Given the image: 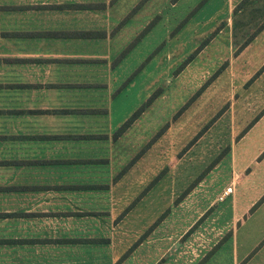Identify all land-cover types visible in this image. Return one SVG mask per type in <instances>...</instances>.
Masks as SVG:
<instances>
[{"label": "crops", "instance_id": "0c3cea01", "mask_svg": "<svg viewBox=\"0 0 264 264\" xmlns=\"http://www.w3.org/2000/svg\"><path fill=\"white\" fill-rule=\"evenodd\" d=\"M142 1L0 0V264H223L225 232V264H238L264 237V143L251 154L239 145L260 119L231 143L227 185L212 197H191L199 182L182 212L157 222L161 210L140 195L125 136L143 110L122 126L134 111L118 108L133 85L127 27ZM254 75L240 76L234 104L254 90L264 98V67L261 89Z\"/></svg>", "mask_w": 264, "mask_h": 264}, {"label": "rangeland", "instance_id": "374dc122", "mask_svg": "<svg viewBox=\"0 0 264 264\" xmlns=\"http://www.w3.org/2000/svg\"><path fill=\"white\" fill-rule=\"evenodd\" d=\"M230 1L234 5L228 12ZM240 1L143 0L134 29L127 27L128 40L135 41L125 64L127 74L133 71V85L121 94L118 111L127 115L143 107L138 120L129 125L125 148L130 175L136 179L142 175L145 181L140 195L152 198V206L161 210L157 222L169 211L182 212L176 204L199 182L202 186L191 196L196 202H204L206 195L212 197L227 185L231 143L256 119L259 122L239 145L251 154L264 143V98L259 100V91H253L255 99L250 103L232 102V96L243 91L241 87L236 91L240 76L249 79L255 72L256 85L263 86V39L250 44L242 56L239 52L255 36L264 37V14L259 15L264 0H249L245 24L237 26L234 42L232 11ZM255 9L258 12L252 15ZM128 25H132L129 19ZM240 164L238 160L236 165ZM172 194L174 200L169 201ZM147 199L142 204L146 210L152 204ZM214 209L210 205L207 211ZM251 229L245 246H251L255 231ZM228 235L224 233L216 256L223 264L230 259ZM214 252L208 251L205 259ZM263 253L264 237H260L238 264H263Z\"/></svg>", "mask_w": 264, "mask_h": 264}, {"label": "trees", "instance_id": "16d2710c", "mask_svg": "<svg viewBox=\"0 0 264 264\" xmlns=\"http://www.w3.org/2000/svg\"><path fill=\"white\" fill-rule=\"evenodd\" d=\"M249 3V0H242L240 1V4L237 8H234L233 11H232V19H231V23H232V37L234 38V42H235V38L237 36L236 32H237V26H242L244 25L245 23L243 22V18L246 16V7ZM250 4H252V2H250ZM253 12V11H252ZM258 12V9H255L253 14L252 15H255V13ZM264 14V11H259V15L262 16ZM260 26V25H259ZM258 26V27H259ZM246 27V26H245ZM248 38H249V35H248ZM245 39L238 48H242L249 39H251V37L249 39ZM237 48V49H238ZM143 109V107H139L136 111H134L130 117L128 118V121L122 125V126H125L126 124L129 123V120L130 119H134L137 114ZM121 129V128H120Z\"/></svg>", "mask_w": 264, "mask_h": 264}, {"label": "built area", "instance_id": "2783aa9c", "mask_svg": "<svg viewBox=\"0 0 264 264\" xmlns=\"http://www.w3.org/2000/svg\"><path fill=\"white\" fill-rule=\"evenodd\" d=\"M232 188L231 186H227L223 189V191L220 193V195L218 196V200H221L225 195L229 194L231 192Z\"/></svg>", "mask_w": 264, "mask_h": 264}]
</instances>
